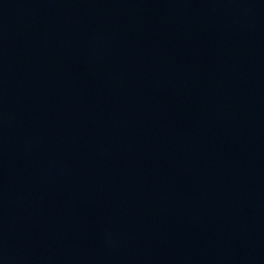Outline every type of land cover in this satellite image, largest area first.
Listing matches in <instances>:
<instances>
[{"label": "water", "instance_id": "95a60500", "mask_svg": "<svg viewBox=\"0 0 264 264\" xmlns=\"http://www.w3.org/2000/svg\"><path fill=\"white\" fill-rule=\"evenodd\" d=\"M221 264H264V0H84Z\"/></svg>", "mask_w": 264, "mask_h": 264}]
</instances>
